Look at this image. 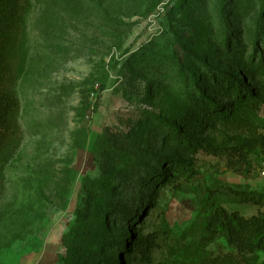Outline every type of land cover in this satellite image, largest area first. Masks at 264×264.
I'll return each instance as SVG.
<instances>
[{
    "label": "rangeland",
    "instance_id": "rangeland-1",
    "mask_svg": "<svg viewBox=\"0 0 264 264\" xmlns=\"http://www.w3.org/2000/svg\"><path fill=\"white\" fill-rule=\"evenodd\" d=\"M216 2L33 0L17 85L21 145L6 166L0 195V264H63L62 239L85 206L83 184L98 174L95 137L128 134L147 150L153 143L152 119H175L181 113L174 86L177 59L193 61L199 81L213 69L264 83L248 64L257 37V0H227L231 52L215 38L221 32ZM258 41L264 50L261 37ZM201 131L198 136L226 147L246 135L218 121H209ZM162 141L160 137L154 151H161ZM249 158L246 173H238L225 157L199 151L194 156L198 174L191 184L180 190L172 183L156 187L157 205L144 224L145 234L157 236L154 264H182V258L194 253L207 188L227 211L244 217L257 213L255 206L238 204L225 191L237 186L264 190L263 156L252 153ZM127 178L125 170L115 180L114 192L134 210L145 208L147 199L138 202L134 178ZM110 225L115 235L127 231L114 216ZM209 249L234 252L224 240Z\"/></svg>",
    "mask_w": 264,
    "mask_h": 264
},
{
    "label": "trees",
    "instance_id": "trees-1",
    "mask_svg": "<svg viewBox=\"0 0 264 264\" xmlns=\"http://www.w3.org/2000/svg\"><path fill=\"white\" fill-rule=\"evenodd\" d=\"M32 2L0 0V195L4 191L6 166L21 145L17 85L25 60L23 40ZM257 2L260 8L255 24L257 37L248 64L264 79V50L258 45L260 37L264 45V0ZM226 3L227 0L216 2L221 32L215 38L224 50L231 52ZM176 61L178 75L174 86L180 97L181 113L175 119L164 116L152 119L149 133L153 143H149L147 150L128 134L95 137L93 151L98 158V174L89 182L84 181L85 206L77 211L72 228L62 239L66 250L61 257L63 264H154L157 236L145 234L144 224L149 211L157 205L156 187L172 183L180 190L191 184L198 174L194 156L199 151L225 157L227 165L238 173H246L252 153L263 156L264 162V117L260 116L264 83L255 77L249 83L246 74L237 77L213 69H208L205 78L199 81L200 74L190 66L193 61ZM209 121H218L246 135L232 147L215 145L197 135ZM160 137L161 151H154ZM125 170L127 179L134 178L138 202L147 199L143 209L134 210V205L123 202L114 192L115 180ZM211 190L205 189L203 209L199 212L203 220L196 249L182 258V264H264L259 262V253H264V190L242 186L225 189L230 200L257 208V213L250 217L227 211L217 204ZM113 216L125 225V234L112 233ZM220 240L234 252L214 254L209 247Z\"/></svg>",
    "mask_w": 264,
    "mask_h": 264
},
{
    "label": "built area",
    "instance_id": "built-area-1",
    "mask_svg": "<svg viewBox=\"0 0 264 264\" xmlns=\"http://www.w3.org/2000/svg\"><path fill=\"white\" fill-rule=\"evenodd\" d=\"M260 175L264 178V162L262 163L261 169H260Z\"/></svg>",
    "mask_w": 264,
    "mask_h": 264
}]
</instances>
